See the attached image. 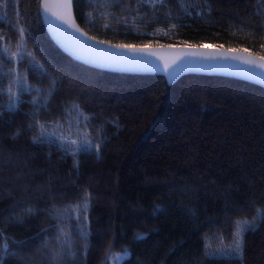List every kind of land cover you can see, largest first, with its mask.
I'll return each instance as SVG.
<instances>
[{
    "label": "trees",
    "instance_id": "trees-1",
    "mask_svg": "<svg viewBox=\"0 0 264 264\" xmlns=\"http://www.w3.org/2000/svg\"><path fill=\"white\" fill-rule=\"evenodd\" d=\"M39 5L0 0L3 264H264V219L254 220L264 215V88L195 74L168 84L161 75L88 67L51 41ZM73 7L100 40L264 57V0ZM18 74L34 89L19 91ZM79 128L101 144L99 156L48 133ZM244 220L256 227L245 226L241 255L235 233Z\"/></svg>",
    "mask_w": 264,
    "mask_h": 264
},
{
    "label": "water",
    "instance_id": "water-1",
    "mask_svg": "<svg viewBox=\"0 0 264 264\" xmlns=\"http://www.w3.org/2000/svg\"><path fill=\"white\" fill-rule=\"evenodd\" d=\"M43 27L58 49L88 67L126 74L161 75L168 84L184 75L230 77L264 88V57L214 45H125L97 39L79 25L73 0H40ZM126 46V47H121Z\"/></svg>",
    "mask_w": 264,
    "mask_h": 264
},
{
    "label": "rangeland",
    "instance_id": "rangeland-1",
    "mask_svg": "<svg viewBox=\"0 0 264 264\" xmlns=\"http://www.w3.org/2000/svg\"><path fill=\"white\" fill-rule=\"evenodd\" d=\"M8 45V44H7ZM8 48L11 50L12 52L15 54L17 53L18 47L17 46H9ZM17 81V86L19 91H26V90H30V89H34L33 86H31L30 84H27L25 81H23V74H18V78H16ZM15 78H14V83H16ZM76 117V120L81 121V117H79V115L76 113L72 118ZM79 117V118H78ZM69 125H72L71 122H68ZM49 134H53L54 136L58 135L59 139L61 140V143H65L67 142V140L70 142L71 145H74L77 149L79 147H83L85 144L87 145V142H89V140H87L86 138V134L84 135V130L82 128L78 129V133L76 132V129L74 131V134H70L67 135L66 133L62 132V131H51L49 130L48 132ZM71 141H76V144H72ZM118 259V258H117ZM117 259H112V264H117L116 261Z\"/></svg>",
    "mask_w": 264,
    "mask_h": 264
},
{
    "label": "snow or ice",
    "instance_id": "snow-or-ice-1",
    "mask_svg": "<svg viewBox=\"0 0 264 264\" xmlns=\"http://www.w3.org/2000/svg\"><path fill=\"white\" fill-rule=\"evenodd\" d=\"M21 34L23 33V29H20ZM121 47H126V46H121ZM44 133L40 134V137H44ZM34 142H37L38 138L34 137ZM40 142H43L42 139L40 140ZM72 144H76V141H71ZM100 148H101V144L100 143H96L93 144L91 141L87 142V148L86 151L87 152H95L97 156H99L100 153ZM66 150V149H65ZM79 151V149H78ZM85 210H86V206H85ZM255 219H264V215H262L259 211L257 212L256 217H254ZM247 228H252L253 230L255 229L256 225L248 220H244V221H238L237 222V228L238 231L235 233V248L237 250L238 253H240L242 255V248H243V233ZM0 264H3V259H0Z\"/></svg>",
    "mask_w": 264,
    "mask_h": 264
}]
</instances>
